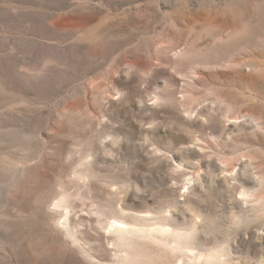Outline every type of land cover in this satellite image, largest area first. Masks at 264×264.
<instances>
[{"label": "rangeland", "instance_id": "374dc122", "mask_svg": "<svg viewBox=\"0 0 264 264\" xmlns=\"http://www.w3.org/2000/svg\"><path fill=\"white\" fill-rule=\"evenodd\" d=\"M0 264H264V0H0Z\"/></svg>", "mask_w": 264, "mask_h": 264}]
</instances>
